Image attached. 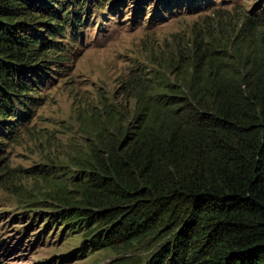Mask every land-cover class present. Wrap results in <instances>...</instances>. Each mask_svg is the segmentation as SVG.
Segmentation results:
<instances>
[{"label": "trees", "instance_id": "16d2710c", "mask_svg": "<svg viewBox=\"0 0 264 264\" xmlns=\"http://www.w3.org/2000/svg\"><path fill=\"white\" fill-rule=\"evenodd\" d=\"M109 2L0 0V161ZM220 28L150 50L119 85L134 107L114 96L98 108L57 214L91 248L150 244L142 264H264V56Z\"/></svg>", "mask_w": 264, "mask_h": 264}, {"label": "rangeland", "instance_id": "374dc122", "mask_svg": "<svg viewBox=\"0 0 264 264\" xmlns=\"http://www.w3.org/2000/svg\"><path fill=\"white\" fill-rule=\"evenodd\" d=\"M106 7L104 16L90 11L93 22L72 62L49 74L33 119L5 145L0 161V264H142L150 244L126 254L93 249L89 242L81 249L83 229L71 233L57 215L77 176L76 159L86 153L98 108L114 96L118 104L130 102L133 108V101L122 98V76L146 65L150 50L177 47L206 28L224 31L220 25H225L244 50L264 56V0H196L192 6L187 0L166 5L110 0ZM247 17L256 22L248 23Z\"/></svg>", "mask_w": 264, "mask_h": 264}, {"label": "clouds", "instance_id": "9594fccd", "mask_svg": "<svg viewBox=\"0 0 264 264\" xmlns=\"http://www.w3.org/2000/svg\"><path fill=\"white\" fill-rule=\"evenodd\" d=\"M198 8V7H197ZM147 63V62H146Z\"/></svg>", "mask_w": 264, "mask_h": 264}]
</instances>
